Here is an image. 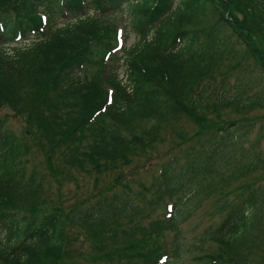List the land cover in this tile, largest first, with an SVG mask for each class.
Segmentation results:
<instances>
[{
  "label": "trees",
  "instance_id": "16d2710c",
  "mask_svg": "<svg viewBox=\"0 0 264 264\" xmlns=\"http://www.w3.org/2000/svg\"><path fill=\"white\" fill-rule=\"evenodd\" d=\"M244 4L255 24L257 7L247 0H0V107L27 117L26 138L0 119V264H64L72 257L66 229L72 218L61 204L46 206L36 169L29 170L27 142L45 158L44 187L49 177L57 190L72 171L100 175L161 161L158 181L139 183L137 191L127 187L123 202L108 194L122 184L116 176L106 197L80 213L73 232L76 240L90 239L87 264H174L177 250L159 238L178 226L179 208L167 219L149 212L158 203L163 216L169 203L175 212L180 192L198 201L216 192L227 196L223 188L243 170L210 166L227 164L229 142L248 136L251 126L240 134L242 126L223 122L222 112L247 121L245 114L264 108V47L236 13ZM117 11L126 13L124 29L137 39L121 48L123 80L118 66L111 69L117 55L104 64L118 45ZM95 65L100 76H87ZM108 89L114 100L107 106ZM184 117L194 132L178 124ZM167 137L172 155L164 160L157 148ZM196 138L199 149L190 144L175 152ZM226 196L215 207L226 208L212 236L218 246L195 264H257L250 257L264 253L255 221L247 218L259 197L232 203Z\"/></svg>",
  "mask_w": 264,
  "mask_h": 264
},
{
  "label": "rangeland",
  "instance_id": "374dc122",
  "mask_svg": "<svg viewBox=\"0 0 264 264\" xmlns=\"http://www.w3.org/2000/svg\"><path fill=\"white\" fill-rule=\"evenodd\" d=\"M248 2L251 3L248 4V7H253L255 10L257 7V13L254 18V23L256 25L250 23V14L245 10L247 5L244 4L242 7L238 5L239 8L236 13L239 14L238 17L240 20H245V18H247L248 24L252 27L255 33L254 35H256L255 39L258 41L259 45L264 47V40H262L264 39V36L258 31V28L264 31V23L262 22L264 20V2L260 0H247V3ZM125 15L126 13L124 11L115 12L113 20H115L118 27L124 28L123 19L125 18ZM123 31L126 48L134 46L137 42L136 37L132 33H128L127 29ZM20 45H24V43L18 44V46ZM13 46H15V44H13ZM244 52V48L240 46L241 56ZM117 59H120L119 62L116 60L113 61L114 67L111 69H115L118 66L116 74L119 79L123 80L126 74L125 67L121 63L123 59V52L121 50L118 51ZM108 63L109 59L104 61V64L107 65ZM98 69L99 68L95 65V67L87 71V76H100V71ZM236 76L237 73L233 72L232 76H229V80L234 82ZM256 90H259V88H256L251 94H254ZM222 113L223 122L225 121V123H227L228 121H236L238 126H242L243 129L241 128L242 130L240 134L243 133L242 131H244V129L251 126L250 134L246 137L242 136L243 134L240 137L236 136V139L229 142V147L225 152L232 155V159L227 164L219 161L217 164H214L213 166L211 165L210 167L215 171L224 169L228 173L240 168L243 172L240 175H237L235 179L230 182L228 187L223 188V191L228 193L227 196L226 194L216 192L210 194V196L203 197L198 201L196 197H190L187 193H179L178 201L180 200V202L183 203H180L177 208L175 206V212H173L176 213L179 208L181 214H178L177 216L178 222L176 224L178 226H176L174 230L163 232L160 234L159 238V241L163 240L167 243L168 248L170 247L177 250V259L174 264H195L198 258L216 250L218 244L212 239V236L216 235V232L221 226L222 220L226 214V208L221 209L220 211H217L215 208L219 199H222V196H226L227 200H230L232 203H236L243 199H250L253 196H256V198L259 197L255 207H247V218L253 220V222L255 221V229H258V232H256L255 235L257 242L264 241V108L256 107L250 111L249 114H245L244 116L248 119L247 121H242L244 118L243 115H238L232 110ZM207 114L209 117L214 116L213 113L208 112ZM26 118L27 117L24 115L15 116L11 109L0 107V119L5 120L7 127L13 129L18 137H27L25 133ZM178 124L188 132H194L196 130V125H194L192 121L186 119V117L182 118ZM197 141V138L192 140L188 139L186 140L187 143L185 142L186 145H182L181 149H176L175 152L178 154L182 153V151L190 144L197 150L199 149V147H197ZM232 142L234 146H231ZM27 144L30 150V153L28 154L29 170L36 169V176L41 181L44 196L49 198L46 201V206L51 208H61V204L63 205L65 212L70 218H72L66 227L70 243L68 251L71 252L72 257L65 259L64 264H87L85 257L91 253L90 239L84 234L83 238H81V236L80 240H76L73 231L77 230V217L80 216L82 211L90 207L88 206L90 202L92 203L96 200H103V198L106 197L103 192L111 185V182L116 176H120V183L122 184L112 189V191H109L108 194L114 192L116 194V199L123 202L126 198L125 193L127 192V187L132 191H137L140 190L138 187L139 183H143L147 187H151L155 184L159 179V168L162 165L161 161L154 159L148 168L143 167V169L139 170L135 163H132L129 167H124L120 170L100 175H97L95 172H93L94 174H87L72 171L73 176L67 180H63L60 184L61 188L57 190V187L52 183L49 177H47L45 184L46 188L44 187L45 158L35 150L36 148L34 145L29 142H27ZM208 144L209 143L206 144L207 153H210V147L207 146ZM169 146L170 140L167 137L164 145L157 148L161 158L164 160H167V158L172 155L170 152H167ZM194 153L197 152L194 151ZM150 198H152V194L148 193L143 204H145ZM167 199L166 196L164 198V203L167 202ZM162 213L163 205L161 203H158V206L154 211L149 212L151 218L154 220L165 218ZM124 221L127 222V218L120 220V222ZM4 236L5 233L0 231V238H4ZM188 248L190 249V252L185 253ZM169 253L171 252L169 251L168 254ZM250 258L253 261H257V264H264V253L262 252H258L257 255H253Z\"/></svg>",
  "mask_w": 264,
  "mask_h": 264
}]
</instances>
